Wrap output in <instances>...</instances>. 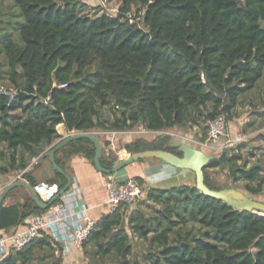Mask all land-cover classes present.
<instances>
[{
    "label": "trees",
    "instance_id": "1",
    "mask_svg": "<svg viewBox=\"0 0 264 264\" xmlns=\"http://www.w3.org/2000/svg\"><path fill=\"white\" fill-rule=\"evenodd\" d=\"M11 1L22 23L18 41L0 35V83L7 81L0 84L2 176L24 171L40 155L47 159L60 124L71 133L140 126L160 132L201 127L218 116L230 121L239 97L264 77V0H115V15L91 13L81 0ZM246 147L214 155L204 169L207 189L222 188L207 170L227 168L232 184L242 181L247 193L264 195V154L245 171L256 157L248 151L243 158ZM123 148L177 154L160 136ZM104 152L101 166L111 169L117 154ZM74 155L91 162L94 147L78 140L55 154L68 176ZM242 161L243 168L237 165ZM50 169L47 183L60 189L66 181ZM22 178L36 186L30 172ZM139 205L151 212L123 206L95 222L81 245L87 264H264V216L206 196L195 182L149 189ZM47 211L30 195L22 204H0V230L22 227L28 216ZM0 264H62V256H54L50 236L41 232Z\"/></svg>",
    "mask_w": 264,
    "mask_h": 264
},
{
    "label": "crops",
    "instance_id": "2",
    "mask_svg": "<svg viewBox=\"0 0 264 264\" xmlns=\"http://www.w3.org/2000/svg\"><path fill=\"white\" fill-rule=\"evenodd\" d=\"M257 88L258 87L256 86L248 93L239 97L237 107L234 110V116L228 122L230 137L235 136L240 131L243 132V134L246 135L247 138H249V143L247 144L246 149L241 150V155H243V158L246 157L248 151H253V153H255L257 147L255 148L254 144L257 141L262 142L264 145V140H262V138L264 137V108L259 111L260 113H257L255 111L256 109L254 110L255 107L262 106V103H264V89L263 91H259ZM140 130L145 134L151 132L145 131L141 126L138 128L137 131L140 132ZM56 131L59 134L60 139H63L71 134V132L66 131L64 125L62 124L56 127ZM132 131L133 130L112 132L110 139L107 140L110 141L111 146L117 144L120 140H122V142H124L125 144L133 142L134 138L137 137H134L136 131ZM182 134L186 135L185 133ZM98 139L100 140V142L102 141L101 138ZM196 139L197 138H195V140ZM204 139L205 135L203 134L201 140L199 138L196 141L201 146V150H207V153L211 152V149L201 145ZM190 143L196 142L190 139ZM197 148L200 149L198 146ZM47 149L45 151H47ZM108 149L110 148L108 147ZM123 153L125 154L124 157L122 155ZM128 155L129 154L124 148L119 152V158L122 157L123 159H125ZM255 155V158H258V154L255 153ZM254 159H249L248 161L255 163L256 161H254ZM242 162L244 163V161ZM50 165L51 164L49 162V159H44L43 156L40 155L34 158L29 164V166L22 172H14L9 175L3 176L0 175V193L8 184L14 181H26L25 178H22V175L26 172L31 173V176L34 179L36 186L55 185V183L51 185L47 183L48 180L53 178ZM250 165L251 164L249 163L247 167L249 168ZM67 166V173L69 174L72 180V184L70 190L68 191V194H66L60 202H63L64 205L68 206V208H72L71 210H79L84 208V210H86V213L92 220H99L103 214H107V209L105 206L106 175L99 173L95 169L92 162L88 161L82 155L71 156L68 159ZM262 176L264 177V173L262 174ZM113 177L118 181H124L130 177H138L141 180L140 186L143 191L144 197L149 189H169L173 187H178L183 184L191 185L194 183V174L192 172L188 170L174 168L155 158H146L136 163H133L115 173ZM7 179L9 181H7ZM23 192H26L28 195H30V193L26 189L21 187L11 190L5 196L2 206L7 207L18 203L22 204L23 201H18L16 198L20 197L21 194H24ZM244 192L247 193L246 191ZM20 227L21 226H18L14 228V230L10 229L8 232L0 230V237L3 235H9ZM59 228L61 240L57 242L56 245L61 249V251H63V248L66 251L64 255H62V264H84V258L81 249L76 248V246L70 241V234L72 233V228L70 227V225L65 227L62 226ZM4 256L0 257V260Z\"/></svg>",
    "mask_w": 264,
    "mask_h": 264
},
{
    "label": "built area",
    "instance_id": "3",
    "mask_svg": "<svg viewBox=\"0 0 264 264\" xmlns=\"http://www.w3.org/2000/svg\"><path fill=\"white\" fill-rule=\"evenodd\" d=\"M81 1L84 2L85 0ZM65 86V84H62L59 87L64 88ZM1 92L3 91L0 89ZM4 94L13 96L15 93L11 91L4 92ZM205 128V139L201 145L211 150L232 149L243 143L247 138L242 133H237L235 136L230 137L224 116H218L206 121ZM35 189L40 198L44 202H48L57 193L58 186L56 184L52 186L37 185ZM105 192L107 213H111L123 206H130L143 197L141 186L132 177L124 181H118L113 175L106 176ZM62 198L59 202L54 203L44 214L28 216L24 220L22 227L9 235L1 236L0 257L7 255L9 252L20 251L33 239L40 237L41 232H45L50 236L54 247V256H62L66 252L65 249L63 248V251H59L56 245L61 240L59 227L69 225L72 228L70 241L76 248L81 249L83 241L93 229L96 221L88 216L84 208L79 210L68 208L67 205L60 202Z\"/></svg>",
    "mask_w": 264,
    "mask_h": 264
},
{
    "label": "water",
    "instance_id": "4",
    "mask_svg": "<svg viewBox=\"0 0 264 264\" xmlns=\"http://www.w3.org/2000/svg\"><path fill=\"white\" fill-rule=\"evenodd\" d=\"M78 140H87L94 147V156L92 159V164L95 169L106 176L114 175L118 171L124 169L125 167L136 163L142 159L146 158H155L161 162L168 164L174 168L181 170H188L194 174L195 189L200 193L221 200L229 206L240 210L259 214L264 216V203L261 201L253 200L248 197L243 191L236 189L230 185L217 190L211 191L206 188L204 185V169L207 168L208 163L214 158L213 153L207 154L201 149L196 148L195 143L186 144L183 141L178 139L170 138L168 140L169 147L175 148L176 153H171L164 150H149L134 154H129L125 159H121L117 164H115L111 169H105L101 166L100 158L102 155V145L100 140L94 136L91 132L79 133L73 132L67 137L58 140L55 143L51 150L46 154L49 162L52 166L53 171L61 174L66 183L54 196L48 201L44 202L38 195L35 186L29 185L25 180H17L8 184L0 193V204H2L5 196L13 189L21 187L26 189L33 199L37 207L42 210L49 209L56 201L60 200L70 189L72 180L71 178L56 164L55 154L67 146L69 143L78 141ZM255 165V164H254ZM244 163L241 164L243 168ZM247 171L248 167L243 168Z\"/></svg>",
    "mask_w": 264,
    "mask_h": 264
},
{
    "label": "rangeland",
    "instance_id": "5",
    "mask_svg": "<svg viewBox=\"0 0 264 264\" xmlns=\"http://www.w3.org/2000/svg\"><path fill=\"white\" fill-rule=\"evenodd\" d=\"M83 3H86V5L88 7L87 11H91V13H94V12L98 11L97 12L98 15L101 12L109 14V15H115L116 14L117 4H116L115 0H85ZM140 15H139V18L141 17ZM131 17L133 18L134 14H132ZM21 23H22V18H21L20 12H19L18 8L14 6L13 2L11 0H0V35L7 34L13 40L18 41V29H19V26L21 25ZM260 24H261V27L264 28V22H261ZM140 26L143 27L141 23H140ZM0 41H1V39H0ZM0 84L1 85H7L6 79L3 80ZM257 87H258L257 89L259 91H263V89H264V77L261 80V82L258 84ZM262 106H264V103H262ZM262 106L255 107L254 110L256 109L255 111L257 113H260L259 111L264 108ZM228 122L229 121H227V128L229 127L228 126ZM138 128L139 127H136L132 131V132L136 131L135 134H134V137H137V138H134V141L136 139H138V138L144 139L146 141H154L160 136L161 138L163 137V139H165L166 144H167V142H168V140L170 138L178 139L180 141H183L186 144H189L190 143V139H191L194 142H196L195 143L196 144L195 145L196 148L198 146L200 149H201V146L197 143L196 140L199 139V138L201 140V138L203 137L204 132H206L205 124H203L201 127H192L190 129L175 127L173 129L163 130V131H160V132H148L147 131L148 132L147 134L141 132V130H140V132L137 131ZM228 132L230 134L229 128H228ZM91 133L94 136H96L97 138H101L102 139L101 145H102V149L105 151L104 152L105 157L112 158V157H114V154L116 153L117 154L116 164L121 159H123L122 157L119 158V152H120V150L123 149V147L125 145V143L122 142V140H120L117 144H114L113 146H111L110 141L107 140V139H110L112 132H104V131H101V130H95V131H91ZM182 133H185L187 136L183 135ZM239 133L243 134V132H240V131H239ZM195 138H197V139L195 140ZM57 142H55V143H57ZM55 143H53L52 146ZM243 143L244 144H248L249 143V138H247ZM254 145H255V148L257 147L255 153L258 154L257 155L258 158L254 159V161H256L258 159H261V155L264 153V145H263L262 142H259V141H257ZM108 147L110 149H108ZM202 150H204V149H202ZM224 150H226V149L212 150L211 152H208V153H207V150H204V152H206L207 154L213 153L217 157ZM48 152H49V150H48ZM128 154H132V153H128ZM122 155L124 157L125 154L123 153ZM242 163L243 162H241V163H239L237 165H240ZM247 163L251 164L252 162L251 161L250 162L247 161ZM207 173H208V175L210 177V180H211V183L213 185H215L217 187H222V188L230 185V186H232V187H234L236 189H239V190L243 191L241 189L243 182H238L236 184H232L231 183V180H230V177H229V172H228L227 168L225 170H223V171L222 170H218V169L207 170ZM7 181H9V180L7 179ZM23 193L24 194H21L20 197L16 198L18 201L22 200L24 202L25 200H29V195L26 192H23ZM245 194L248 197H250L251 199H253V200L261 201V202L264 203V195L263 194L262 195H255V196L254 195H250L248 193H245ZM143 199H144V195H143V197L140 200L134 202L130 206H125V207L126 208L128 207L129 211L137 209L138 206H140L139 203ZM140 208L145 213H150L151 212V210L146 208L145 205L140 206ZM130 209H132V210H130ZM137 243L139 244V246H137V249L144 250L142 248V247H144L143 246V242L137 241ZM84 264H87L85 259H84Z\"/></svg>",
    "mask_w": 264,
    "mask_h": 264
}]
</instances>
